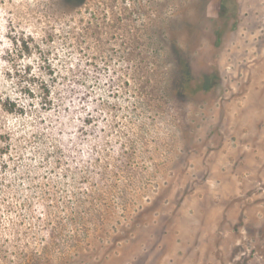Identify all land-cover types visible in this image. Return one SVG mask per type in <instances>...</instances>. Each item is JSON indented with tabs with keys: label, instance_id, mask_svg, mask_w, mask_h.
<instances>
[{
	"label": "rangeland",
	"instance_id": "obj_1",
	"mask_svg": "<svg viewBox=\"0 0 264 264\" xmlns=\"http://www.w3.org/2000/svg\"><path fill=\"white\" fill-rule=\"evenodd\" d=\"M232 1L1 0L0 264H264V0ZM173 42L219 84L131 112Z\"/></svg>",
	"mask_w": 264,
	"mask_h": 264
},
{
	"label": "trees",
	"instance_id": "obj_2",
	"mask_svg": "<svg viewBox=\"0 0 264 264\" xmlns=\"http://www.w3.org/2000/svg\"><path fill=\"white\" fill-rule=\"evenodd\" d=\"M66 4H74L76 6H81L86 3L87 0H62ZM1 3V0H0ZM221 10H227V8L231 7L235 10V4L231 0H221L220 4ZM222 11V12H223ZM225 12V11H224ZM223 12V13H224ZM230 11H228L229 13ZM226 13V12H225ZM224 15V14H223ZM176 43L173 42L171 45V53L174 60V67L173 64L167 63L165 66V71L160 73L159 77L155 78V80L151 79H143L140 76L128 77L126 79L120 80L121 83L130 90V94L128 95V103L131 108V112H136L138 107L142 105L143 100L145 99V94H147V89H152V91H157V87L160 85L162 89L165 91L166 96L186 100L188 97L195 95H208L212 93L217 85L220 82V75L218 70L212 66L208 69V71H204L197 76L193 74V71L190 67L188 56L185 54V51L182 48H179ZM133 66V65H131ZM134 70L139 71L140 66H146L148 71L153 72V67L150 66L148 63H136L134 65ZM148 75H146L147 77ZM100 82V80H98ZM146 82V85L144 84ZM148 83V84H147ZM43 86V83H41ZM115 82L110 80L108 86L110 90L114 87ZM148 87V88H146ZM43 89L45 86L42 87ZM111 93V92H110ZM73 94V92L71 93ZM42 98H43V105H48L51 108L53 103L52 95H50L49 89L42 90ZM100 97L103 96L101 93ZM108 96V95H107ZM59 102H61V98H57ZM104 102V101H103ZM107 104V103H104ZM69 106L65 105L63 107L64 110H68ZM0 109H3L6 112L11 113H18L22 114L25 111V106L18 103L16 100L11 99L8 95H0ZM91 116H88L84 122H89L91 120ZM134 120H138V117L134 116ZM41 123L43 122V118L39 120ZM57 126V125H54ZM47 232L48 229H46ZM81 264V263H78ZM86 264V263H83Z\"/></svg>",
	"mask_w": 264,
	"mask_h": 264
}]
</instances>
